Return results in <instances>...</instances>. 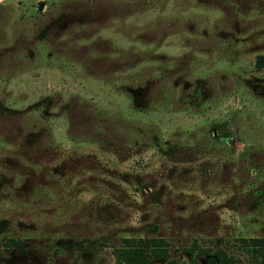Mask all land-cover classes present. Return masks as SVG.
<instances>
[{"label": "rangeland", "instance_id": "obj_1", "mask_svg": "<svg viewBox=\"0 0 264 264\" xmlns=\"http://www.w3.org/2000/svg\"><path fill=\"white\" fill-rule=\"evenodd\" d=\"M256 54L264 0H0V264H117L125 236L247 264L237 238L264 242Z\"/></svg>", "mask_w": 264, "mask_h": 264}, {"label": "trees", "instance_id": "obj_2", "mask_svg": "<svg viewBox=\"0 0 264 264\" xmlns=\"http://www.w3.org/2000/svg\"><path fill=\"white\" fill-rule=\"evenodd\" d=\"M254 65L264 66V54H256ZM121 243L113 246V255L117 264H151L154 260H163V264H179L169 258L168 243L163 237H132L120 238ZM236 245L246 254L247 264H264V242L258 236H240ZM195 251V252H194ZM189 259L186 264H236L237 258L224 248L210 249L206 246L188 247ZM195 253L204 258L199 262ZM203 260V261H204Z\"/></svg>", "mask_w": 264, "mask_h": 264}]
</instances>
